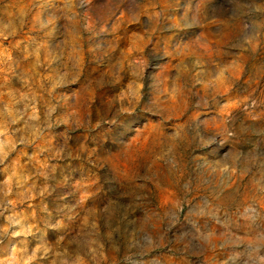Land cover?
Here are the masks:
<instances>
[{
  "label": "rangeland",
  "instance_id": "1",
  "mask_svg": "<svg viewBox=\"0 0 264 264\" xmlns=\"http://www.w3.org/2000/svg\"><path fill=\"white\" fill-rule=\"evenodd\" d=\"M0 264H264V0H0Z\"/></svg>",
  "mask_w": 264,
  "mask_h": 264
}]
</instances>
